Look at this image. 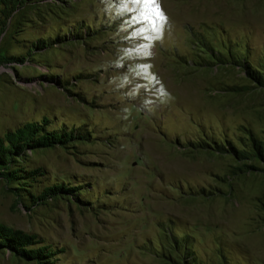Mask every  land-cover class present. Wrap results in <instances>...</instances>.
I'll return each mask as SVG.
<instances>
[{"label": "rangeland", "instance_id": "rangeland-1", "mask_svg": "<svg viewBox=\"0 0 264 264\" xmlns=\"http://www.w3.org/2000/svg\"><path fill=\"white\" fill-rule=\"evenodd\" d=\"M148 7L0 0V264H264V0Z\"/></svg>", "mask_w": 264, "mask_h": 264}, {"label": "bare ground", "instance_id": "bare-ground-1", "mask_svg": "<svg viewBox=\"0 0 264 264\" xmlns=\"http://www.w3.org/2000/svg\"><path fill=\"white\" fill-rule=\"evenodd\" d=\"M152 146H153V149L157 150L155 147H154V143H152ZM218 205V201L215 200H202L200 198H184L183 200H178L176 201V205L178 207H183L181 208L182 210L181 211H185L186 212V215L189 216L191 214H196V213H206V212H209L212 210V208L215 207V205ZM247 204V203H246ZM245 204V205H246ZM252 204V203H251ZM242 206V205H240ZM168 206L166 205V208ZM212 213V211H211ZM214 213V212H213ZM184 214V213H183ZM182 214V215H183ZM211 215V214H210ZM192 216V215H191ZM215 215L213 214V217ZM208 217V216H207ZM205 218V217H204ZM217 219V218H216ZM227 219V218H226ZM257 220V219H256ZM220 221V220H219ZM223 221V219H222ZM221 223V222H220ZM223 225V224H222ZM224 226V225H223ZM259 229V227H258ZM257 229V230H258ZM256 232V231H255ZM264 234V233H263ZM264 236V235H263ZM262 237V236H261ZM261 239V238H260ZM262 242V241H261Z\"/></svg>", "mask_w": 264, "mask_h": 264}, {"label": "snow or ice", "instance_id": "snow-or-ice-1", "mask_svg": "<svg viewBox=\"0 0 264 264\" xmlns=\"http://www.w3.org/2000/svg\"><path fill=\"white\" fill-rule=\"evenodd\" d=\"M137 2H141V0H137ZM142 2L145 6L157 5L156 8L148 7L147 13L154 14L159 16L160 18H163L162 13H160L158 9V0H142ZM145 18H147V15L145 16Z\"/></svg>", "mask_w": 264, "mask_h": 264}]
</instances>
